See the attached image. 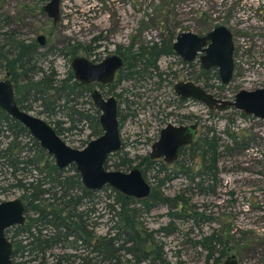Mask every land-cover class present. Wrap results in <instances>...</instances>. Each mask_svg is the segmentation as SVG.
Instances as JSON below:
<instances>
[{"label": "rangeland", "instance_id": "obj_1", "mask_svg": "<svg viewBox=\"0 0 264 264\" xmlns=\"http://www.w3.org/2000/svg\"><path fill=\"white\" fill-rule=\"evenodd\" d=\"M48 1L0 0V33L13 31L20 40L27 42L37 41L38 35H44L46 45L39 53L47 58L41 66L47 69L53 65L60 77L72 70L71 58L60 52L67 43L81 44L82 50L79 49L77 57L84 56V48L98 36L108 38L101 41L102 50L110 53L117 45L127 46L136 40L137 46L167 41L168 30H173L174 37L182 31L206 34L218 25L231 30L235 44V71L229 84H222L220 79L198 82V79H204L203 76L199 77L194 71L190 75L181 69V65L175 64L178 56L167 55L158 62L160 71L171 74L167 76L169 81L162 85L154 84L158 81L156 77L148 81L126 80L116 86L113 84V94L121 114L123 145L118 155L111 156L110 163L119 162L124 156L137 167L145 157L150 158L152 144L159 137L160 130L169 123H198L199 136L211 126L223 131L227 127V118L231 117L230 130L240 135V145L220 161L215 191L209 192V189L203 193L192 189L185 193L192 199V208L187 207L188 210L194 208L191 213L195 211L201 217L200 221L190 216L177 219L176 233L156 237L163 242L171 264H206L207 253L195 242L213 231L223 235L228 243V254L222 263L228 256L236 255L239 264H264V120L250 115L246 118L238 116L232 109L210 110L199 101H190L181 107L173 102V85L186 78L197 80L203 86L209 83L208 91L222 99H233L241 89L264 87L263 0H63L61 17L56 24L42 12ZM7 77L8 73L0 70V79ZM107 90L109 88L103 90L104 93ZM84 100L92 103L89 97ZM32 104L28 111L46 121L64 118L62 113L57 117L40 113L41 101ZM86 107L89 108L90 104ZM170 112L174 115H169ZM182 115L189 116L185 118V123L180 121ZM89 134L90 128L85 124L65 132L62 138L74 148H83L93 139L89 138ZM242 136H245L244 139ZM0 141L8 142L9 139L2 134ZM170 166L171 169L176 168L175 164ZM192 166L195 171L199 169L197 164ZM154 176L155 171H149L146 177L152 188L157 187L164 177L160 175L157 179ZM1 184L7 185L4 182ZM206 185L211 183L206 182ZM188 186L189 182L184 177L177 176L166 181L160 192L172 198ZM96 194L86 204L96 210V232L106 235L113 225L109 204H113L114 197L110 190L101 189ZM20 195V191L11 190L0 194V201L12 200ZM169 212L165 204L156 206L143 213L140 222L148 232L153 233L171 222ZM64 251L74 250L60 247L54 250L55 253ZM127 258L132 257H126L124 264H135Z\"/></svg>", "mask_w": 264, "mask_h": 264}, {"label": "trees", "instance_id": "obj_2", "mask_svg": "<svg viewBox=\"0 0 264 264\" xmlns=\"http://www.w3.org/2000/svg\"><path fill=\"white\" fill-rule=\"evenodd\" d=\"M35 44L20 40L13 31L0 33V70L6 71L14 83L18 105L28 110L33 107V102L41 101L40 113L49 117H57L62 113L65 119L49 121L60 136L85 124L90 128V139L100 136V111L90 100H84L88 96L84 84L75 79L71 69L64 77H60L53 65L43 68L41 65L47 56L39 53ZM65 49V53L60 50L61 54L72 58L79 49L82 50V46L69 43ZM121 54L126 60L120 71L123 81L140 82L156 77L158 81L154 84L162 85L167 80L165 75H170L160 71L158 62L162 56L174 54L171 41L138 46L132 44ZM203 74L204 79L198 81L220 79L218 70L204 71ZM208 84L204 86L207 90ZM173 96L175 102L178 98L174 92ZM88 103L89 108L86 107ZM227 109H232L238 116L248 117L234 108ZM182 117L180 121L185 122L189 116ZM227 120V127L223 131L211 126L200 133L192 144L181 147L179 157L173 163L145 157L136 165L142 169L145 177L149 171H155L154 177L157 179L164 175L147 198L136 199L110 186L103 187V190H110L114 197L113 204H109L113 225L106 235H100L95 230L96 210L86 204L98 191L83 185L74 164L68 169L59 168L53 157L30 135L25 126L0 108V136L4 134L9 139L8 142L0 141V176L4 175L1 182L7 183L5 186L1 184V188L6 192L20 191L30 208L28 222L14 226L11 230L15 255L21 258L16 264H124L126 257H132L127 260L135 264H171L163 242L157 240L156 235L176 233L177 219L190 216L199 221L198 214L195 211L191 213L194 208L188 210L187 207L192 208V199L185 193L192 189L203 193L209 189V192L215 191L219 181L220 161L240 145V135L230 130L232 118L228 117ZM111 159L106 163L108 169L113 167L115 170L126 171L135 167L127 157L121 156L119 162L113 163H110ZM173 164L176 168H169ZM194 164L199 166L197 171L192 166ZM177 176L189 182L188 188L172 198L161 193L160 187ZM206 182L211 185L207 186ZM164 204L169 208L171 222L153 233L148 232L140 222L142 214ZM25 233L27 243L22 237ZM195 245L206 251V264L211 261L212 264H222L228 254V243L217 231L201 237ZM59 247L74 251L55 253L54 250ZM47 255L53 258V262L47 260Z\"/></svg>", "mask_w": 264, "mask_h": 264}, {"label": "water", "instance_id": "obj_3", "mask_svg": "<svg viewBox=\"0 0 264 264\" xmlns=\"http://www.w3.org/2000/svg\"><path fill=\"white\" fill-rule=\"evenodd\" d=\"M63 0H49L44 11L57 23L61 17ZM43 42L44 35L39 36ZM174 49L186 61H192L201 53L205 69L216 67L222 84L232 81L235 71V44L233 33L224 25H218L203 35L187 31L177 35ZM72 70L75 78L82 82L113 81L118 69L123 67L120 56H108L101 63H92L83 56L73 59ZM174 93L182 99H193L205 104L210 110L234 108L246 115L264 120V87L241 89L233 99L216 97L203 85L191 80L178 81L173 87ZM94 105L100 111L102 134L91 139L83 148L69 145L56 130L41 117L21 109L15 99L14 84L10 79H0V108L22 123L40 145L53 156L59 168L74 164L80 173L83 185L93 191L110 186L129 197L147 198L152 187L142 170L134 167L129 171L106 168L108 159L122 148L118 102L114 96L105 98L95 89L91 93ZM198 128L195 124L169 123L160 131L158 140L152 145L150 157L173 163L179 157L180 148L195 141ZM25 206L19 199L0 202V264H13V244L5 236L7 228L23 224ZM222 264H239L236 255H230Z\"/></svg>", "mask_w": 264, "mask_h": 264}, {"label": "flooded vegetation", "instance_id": "obj_4", "mask_svg": "<svg viewBox=\"0 0 264 264\" xmlns=\"http://www.w3.org/2000/svg\"><path fill=\"white\" fill-rule=\"evenodd\" d=\"M42 12H45L44 11V9H43V11ZM46 13V12H45ZM47 15V14H46ZM48 17V16H47ZM49 18V17H48ZM182 32H187V31H182ZM182 32H180V33H182ZM192 32V31H191ZM179 33V34H180ZM194 33H196V32H194ZM167 34H168V36L166 37L167 38V41H171V45H172V48H173V51H174V54H172V55H169V56H178V59H177V62L175 63V64H178V65H181V69L182 70H184L185 72H187V73H189L190 75L192 74V72L194 71L195 72V74L196 73H198V76L199 77H202L204 74H203V72L205 71V72H207V71H209V70H218L216 67H212V68H210V69H205L204 67H203V65H202V61H201V56H202V54L201 53H198V55H196V57L192 60V61H186L185 59H183L179 54H177L176 53V51H175V49H174V42H175V40H176V37H177V35L174 37L173 36V30H168V32H167ZM198 34V33H197ZM199 35H203V34H199ZM39 36L40 35H38L37 36V41H35V40H31L30 42H36V44H35V47H36V49H37V51H40V49L42 48V46H45L46 45V38H45V40L42 42L41 40H40V38H39ZM107 40L108 38H105V36H98V37H96V38H94L93 39V41L91 42V43H89L88 45L89 46H87V47H85L84 48V52H85V55L83 56V57H85V58H87L90 62H92V63H101L102 61H104L108 56H113V55H117V56H120L122 59H123V67L122 68H120V69H118L117 70V72H116V74H115V77H114V79H113V81H111V82H108V83H104V82H101V81H90V82H88V83H82V82H80V81H78L76 78V80L79 82V83H82V84H84V86H85V88H86V94H88V96L87 97H89V98H91L92 99V97H91V93L95 90V89H98L102 94H103V96L105 97V98H107L108 96H114L115 98H116V96L113 94V90H112V87H113V84L116 86L118 83H121L123 80L121 79V77H120V71L124 68V66H125V64H126V60H125V58H124V56L121 54V53H123L125 50H126V48H128V47H130L132 44H135L136 46H137V44H136V41H133V43L131 42L129 45H127V46H121V45H117L116 46V48L113 50V51H111L110 53H107V52H104L103 50H102V40ZM67 44H69V43H67ZM61 50H64V52L63 53H65V47H64V49H61ZM53 52V51H52ZM62 53V54H63ZM63 55H65V54H63ZM67 56V55H66ZM68 57L69 58H71V56H69L68 55ZM76 56H73L72 58H71V65H72V62H73V59L75 58ZM72 67V66H71ZM72 72H73V70H72ZM169 73V72H168ZM74 74V73H73ZM172 74L173 75H175L176 74V72H172ZM167 76H171V74L170 75H166L165 77L167 78V80L166 81H169V77H167ZM75 77V76H74ZM220 78V77H219ZM5 79H10L9 77H7V78H5ZM11 80V79H10ZM186 80H191V81H194L193 79H191V78H186ZM186 80H183V81H186ZM12 81V80H11ZM165 82V81H164ZM178 82V81H177ZM195 83H198L197 82V80H195L194 81ZM14 84V83H13ZM200 84V83H199ZM175 85V84H174ZM174 85H173V87H174ZM202 85V84H201ZM106 88H109V91L107 90V91H105L106 93H104V91L103 90H105ZM14 91H15V87H14ZM174 92V91H173ZM117 94V93H116ZM175 94V93H174ZM176 95V94H175ZM16 92H15V99H16ZM176 97L178 98L177 100H175V102L176 103H178V106L179 107H181L182 105L184 106V104H186L187 102H190V101H196V100H193V99H182V98H180V97H178L177 95H176ZM173 98H174V96H173ZM175 99V98H174ZM116 100H117V98H116ZM16 102H17V100H16ZM18 104V103H17ZM92 104L94 105V103H93V99H92ZM95 106V105H94ZM96 107V106H95ZM97 108V107H96ZM22 109V108H21ZM23 110H25V109H23ZM26 111H28V110H26ZM29 112V111H28ZM171 113V114H170ZM169 113V115H174V113H172V112H170ZM9 115V114H8ZM120 112H119V105H118V119H119V123H120ZM10 116V115H9ZM182 116H184V115H182ZM11 117V116H10ZM13 118V117H12ZM13 119H15V118H13ZM16 120V119H15ZM18 121V120H17ZM46 121V120H45ZM46 122H48L49 124H50V122L49 121H46ZM185 123V122H184ZM22 124V123H21ZM182 124V123H181ZM191 124H195V125H197V128H198V123H190L189 125H191ZM23 125V124H22ZM51 125V124H50ZM180 125V124H179ZM24 126V125H23ZM52 126V125H51ZM53 127V126H52ZM26 128V127H25ZM54 128V127H53ZM27 129V128H26ZM55 129V128H54ZM28 130V129H27ZM29 131V130H28ZM161 131V130H160ZM57 132V131H56ZM30 133V132H29ZM58 133V132H57ZM31 135V134H30ZM59 135V134H58ZM159 135H160V133H159ZM32 136V135H31ZM196 136H197V134H196ZM33 137V136H32ZM62 137V136H61ZM33 138H35V137H33ZM36 139V138H35ZM37 140V139H36ZM158 140V138L154 141V143L156 142ZM38 141V140H37ZM39 142V141H38ZM153 143V144H154ZM40 144V143H39ZM152 144V145H153ZM122 145H123V141H122ZM42 147V146H41ZM43 148V147H42ZM44 149V148H43ZM180 152V151H179ZM48 153V152H47ZM49 154V153H48ZM115 154V153H114ZM52 156V155H51ZM112 156V155H111ZM53 157V156H52ZM54 159V158H53ZM163 160V159H162ZM164 161V160H163ZM165 162V161H164ZM166 163V162H165ZM168 164V163H167ZM4 177V175H1L0 176V183H1V180H2V178ZM9 191H11V190H9ZM9 191H7V192H9ZM6 191H2V188H1V186H0V193L1 194H5V193H7ZM22 202H23V204H24V206H25V211H24V216H25V222L23 223V224H26L27 222H28V217H29V210H30V208H29V204H28V202L26 201V200H24L23 198H22V193H21V195H20V197H18ZM16 199V198H15ZM7 201V200H6ZM0 202H2V201H0ZM199 219H201V217L199 216ZM200 221V220H199ZM23 224H17V225H13V226H11V227H9V228H7L6 229V231H5V236H6V238L8 239V240H10L11 242H12V244H13V254H12V262H13V264H16V262H18L21 258H19L17 255H15V244H14V241H13V239H12V233H11V230L14 228V226H19V225H23ZM23 237V239L25 240L24 242H26L27 243V233H25L24 234V236H22ZM32 257V256H31ZM47 257V260H49V258L51 257V256H49V255H47L46 256ZM52 258V257H51ZM52 260H53V258H52ZM39 261H41V259L39 260ZM49 262H53V261H49Z\"/></svg>", "mask_w": 264, "mask_h": 264}, {"label": "built area", "instance_id": "obj_5", "mask_svg": "<svg viewBox=\"0 0 264 264\" xmlns=\"http://www.w3.org/2000/svg\"><path fill=\"white\" fill-rule=\"evenodd\" d=\"M263 2H264V0H263ZM263 8H264V6H263Z\"/></svg>", "mask_w": 264, "mask_h": 264}]
</instances>
